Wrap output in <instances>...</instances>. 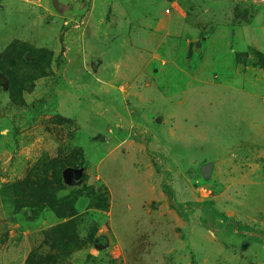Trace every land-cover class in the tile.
<instances>
[{
    "label": "rangeland",
    "instance_id": "obj_1",
    "mask_svg": "<svg viewBox=\"0 0 264 264\" xmlns=\"http://www.w3.org/2000/svg\"><path fill=\"white\" fill-rule=\"evenodd\" d=\"M48 159L86 177L65 166L52 207H19L28 176L49 198ZM202 202L254 231L202 226ZM252 236L264 0H0V264H264Z\"/></svg>",
    "mask_w": 264,
    "mask_h": 264
},
{
    "label": "trees",
    "instance_id": "obj_2",
    "mask_svg": "<svg viewBox=\"0 0 264 264\" xmlns=\"http://www.w3.org/2000/svg\"><path fill=\"white\" fill-rule=\"evenodd\" d=\"M42 51L37 50L36 54L33 56L36 57H42L41 55ZM40 70V69H39ZM40 72H43L42 69ZM65 166H72L78 170L81 171L82 166H76V165H72L69 161H59L57 159H48L46 161H44L43 163V167H44V174H50V176L53 179V182L50 181H46L45 179V186L48 188L47 192L45 187H43L41 189L42 192H45V194L49 195V198H46L45 196L40 199V198H36L35 197V191L32 189L31 184L33 182H31L29 176L24 178L22 181H20L18 184H16V188H15V193L17 192L18 194H20V197H17V201L19 204V207L23 208V207H30V208H36V209H44V208H50L52 207V204L54 203V197L52 199V196L54 195V192L57 189H61L63 187L62 182H61V174L62 171L64 169ZM81 175L82 178L86 177V175L81 171ZM162 190L164 193L167 194V196L172 200L171 206L174 210L177 211V213L184 219V220H188V214L185 212V204L184 203H180L178 201L175 200V196H174V189L164 180L162 181ZM80 192L82 193V191L80 190H74L72 191V196L73 199H76V196L80 194ZM66 204V203H65ZM198 204V203H196ZM198 205H200L201 207V212H202V216L200 217V224L204 227H207L208 221L210 219H220L221 220V224H223L224 227L227 228V230L229 232H233V230H236L237 232H239V234L241 235H249V233H252V230L250 227L242 225L239 222H235L234 220H232L230 217L221 214L217 211V209L212 206L209 202H202L199 203ZM100 210H103V212L107 211V205L106 204H102V205H98ZM67 213L69 214V216L73 217L75 215V207H74V203H72V201H69V205H67L66 207ZM65 215V213H63L61 216ZM63 238H68L67 236H63ZM91 238V237H90ZM253 239L256 240V242L258 243H263L264 244V239L261 236H252ZM92 239V238H91Z\"/></svg>",
    "mask_w": 264,
    "mask_h": 264
},
{
    "label": "water",
    "instance_id": "obj_3",
    "mask_svg": "<svg viewBox=\"0 0 264 264\" xmlns=\"http://www.w3.org/2000/svg\"><path fill=\"white\" fill-rule=\"evenodd\" d=\"M157 121H158V119H157ZM211 168H212V163L207 162L201 166L200 171H201L203 176L207 177L211 171Z\"/></svg>",
    "mask_w": 264,
    "mask_h": 264
}]
</instances>
